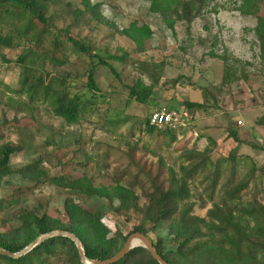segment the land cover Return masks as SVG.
I'll return each mask as SVG.
<instances>
[{"label": "rangeland", "instance_id": "374dc122", "mask_svg": "<svg viewBox=\"0 0 264 264\" xmlns=\"http://www.w3.org/2000/svg\"><path fill=\"white\" fill-rule=\"evenodd\" d=\"M89 1L100 3L96 12L101 18L77 14L83 10L80 0L49 3L47 17L55 28H68L72 37L84 40L101 54L107 51L110 55L120 56L122 52L128 55L125 62L109 61L115 73L104 66L96 68L94 81L98 92L91 94L84 87L88 60L64 36L28 17L15 15L13 9L14 14L0 13V38L10 43L8 47L0 45V146L19 147V152L10 156L12 171L40 159L49 176L66 181L84 178L95 188L116 184L131 187L142 207L151 181L166 189V168L177 171L182 163L180 153L193 147L202 151L210 138L215 143L210 161L223 160L213 201L219 200L224 186L230 182L229 159L236 157L241 158L235 171L237 186L246 185L241 191L242 198H263L264 179L259 180V173L253 179L244 176L250 165L260 167L264 163V151L250 144L235 151V142L226 140L230 123L242 140L264 149V129L254 124L255 119L264 116V63L258 58L252 32L255 19L239 15L234 9L235 0H212L189 30L182 22H176L170 30L158 15L148 10L146 0ZM259 14L264 16V2ZM131 23L146 25L152 34L141 50L120 33ZM26 55L36 57L37 62L32 64ZM222 55L237 59L241 62L239 66L245 64V81L234 84L229 94H214L219 102L217 108L209 100L204 111H185L189 124L176 131V140L143 132L144 120L154 109L181 111L184 102L204 101L202 89L215 93L214 86L220 84L223 72L222 61L215 56ZM22 56L24 62L19 63ZM28 73L34 77L41 74L53 91L67 86L72 94H85L87 101L80 105L79 122L67 125L52 115L48 102L30 100L26 93H17L21 79ZM136 80L153 88L152 103L126 105V86ZM131 144H135V149L130 150ZM18 178L16 174L7 177L10 185L0 188V201L5 206L0 213V231L15 224L9 215L18 208H38L40 214L45 212L66 223L63 212L66 197L87 210L102 212L101 222L110 231L109 236L117 228L127 235L141 217L139 212L130 213L129 217L118 212L117 200L110 204L103 198L76 194L46 183H24ZM204 186L201 175L189 185L194 203L192 214L201 218L211 208L208 200L205 208L199 207L198 197ZM16 198L19 203L6 206ZM165 230L166 225L162 224L150 238L165 237Z\"/></svg>", "mask_w": 264, "mask_h": 264}, {"label": "trees", "instance_id": "16d2710c", "mask_svg": "<svg viewBox=\"0 0 264 264\" xmlns=\"http://www.w3.org/2000/svg\"><path fill=\"white\" fill-rule=\"evenodd\" d=\"M59 0H0V13L14 14L30 18L43 27L53 30L56 34L64 36L71 47L85 56L88 60L85 69L86 83L84 87L89 94L97 93L98 88L94 81L95 71L98 66L107 67L115 73L109 61L125 62L128 55L122 52L120 56L110 55L107 51L101 54L89 46L84 40H79L69 34L68 28L59 30L53 26L52 19L47 17L49 3ZM149 2L148 10L158 15L163 23L172 30L176 22L186 25L190 29L195 19L202 17L206 7L212 0H146ZM231 1V0H230ZM264 0H235L234 9L241 16L253 17L255 26L252 29L258 48V58L264 63V16L259 14L260 5ZM83 10L76 12L79 15H90L101 18L96 12L100 3L91 4L89 0H80ZM215 11V9H213ZM121 35L131 40L136 49H143L144 41L152 34L146 25L131 23ZM58 39V38H57ZM56 39V40H57ZM0 45L8 47L10 43L0 38ZM29 55H26L27 57ZM25 57H20L18 62L23 63ZM29 62H37L36 57L29 56ZM222 61L223 72L219 85L214 86V91L202 89L204 101L201 103L184 102L185 111H204L208 101L214 108L218 107V98L222 93L231 91L232 86L240 80H246L245 64L235 58L225 55L215 56ZM26 72V68L24 70ZM24 75L21 79V87L17 93H26L30 100L37 98L48 102L52 115L63 119L67 125H74L81 119V103L87 101L85 94H75L66 86L60 91L51 90L50 86L38 77ZM214 94H217L214 95ZM91 97V96H90ZM154 101V90L146 86L141 80H136L132 85L126 86V105L131 103L148 104ZM1 104V102H0ZM85 109V108H84ZM254 124L264 129V116L255 119ZM143 132L149 135H167L171 141L176 140V131L158 130L148 125V117L144 120ZM226 140H233L237 151L241 145L250 144L254 148L264 151L262 146H255L239 137L238 132L229 123L226 128ZM207 145L202 151L185 149L180 153L182 163L178 170L167 167L168 186L163 189L151 181V190L147 194L146 204L142 207L138 204V197L131 187L116 184L112 187H93L84 178L66 181L61 177L49 176L42 168L40 159L27 164L20 169L12 171L9 165L10 156L19 152L16 145L3 144L0 146V188L8 187L6 178L19 177L20 182H33L34 184L46 183L62 189L74 191L76 194L103 198L110 204L114 200L119 202L118 212L128 215L139 212L141 217L130 233L124 235L120 229H116L112 236L110 231L101 222L102 212L87 210L77 204L73 198L66 197L63 203V212L67 222L52 218L45 212L39 213L38 208H18L9 215L15 224L7 230L0 231V249L17 253L27 247L37 237L52 231L61 230L69 232L80 241L83 253L89 260H106L113 257L123 247L127 237L132 233H140L146 236L152 243L159 256L168 264H264V197L259 199L252 196L249 199L242 198L241 191L246 185H238L235 180V171L241 158L229 159L231 164L230 182L224 186L222 195L217 201L213 196L221 179L220 163L210 161L214 141L207 139ZM129 143V142H128ZM130 150L135 149L131 144ZM224 161H228L225 160ZM161 167H164L160 159ZM255 173H259V180L264 179V163L260 167L254 164L244 177L253 179ZM202 176L205 186L199 194V207L205 208L207 201L211 202V208L201 218L192 214L194 203L191 201L189 185L197 176ZM205 195L204 197H202ZM19 199L7 202L19 203ZM5 210L0 201V213ZM130 219V218H127ZM166 225L165 237L155 236L159 226ZM82 264L74 243L65 237H54L35 246L25 255L13 259L0 255V264ZM114 264H157L151 255L142 247L131 249L121 260Z\"/></svg>", "mask_w": 264, "mask_h": 264}, {"label": "water", "instance_id": "95a60500", "mask_svg": "<svg viewBox=\"0 0 264 264\" xmlns=\"http://www.w3.org/2000/svg\"><path fill=\"white\" fill-rule=\"evenodd\" d=\"M54 237H65V238L70 239L74 243V245L78 251L79 258H80V261L82 264H114V263L118 262L119 260H121L131 249H133L135 247H142L145 250H147L148 253L151 255V257L153 258V260L157 264H168L159 256V254L157 253V251L153 247L151 241L146 236H144L140 233L130 234L127 237V239H126L123 247L120 249V251L118 253H116L113 257L106 259V260H103V261L87 259L83 253L82 245H81L80 241L77 239V237L75 235L69 233V232H65V231H61V230L52 231V232H49L47 234H44V235L37 237L27 247H25L24 249H22L21 251H19L17 253H11L9 251L0 249V255L8 256V257L13 258V259H17V258L25 255L26 253H28L35 246L41 244L42 242H44L48 239L54 238Z\"/></svg>", "mask_w": 264, "mask_h": 264}, {"label": "built area", "instance_id": "2783aa9c", "mask_svg": "<svg viewBox=\"0 0 264 264\" xmlns=\"http://www.w3.org/2000/svg\"><path fill=\"white\" fill-rule=\"evenodd\" d=\"M184 113L166 107L154 109L148 116V125L158 130L178 131L188 125ZM241 125V122H237Z\"/></svg>", "mask_w": 264, "mask_h": 264}]
</instances>
